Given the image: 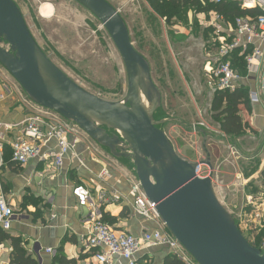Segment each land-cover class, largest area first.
<instances>
[{
    "label": "water",
    "instance_id": "water-1",
    "mask_svg": "<svg viewBox=\"0 0 264 264\" xmlns=\"http://www.w3.org/2000/svg\"><path fill=\"white\" fill-rule=\"evenodd\" d=\"M74 1L100 21L122 59L127 90L121 101L87 91L57 67L13 0H0V65L30 101L76 123L114 158L131 160L165 227L197 264H264V253L247 241L216 197L211 162L178 155L161 129L176 119L154 118L161 93L123 18L106 0ZM201 166H207V176L197 174Z\"/></svg>",
    "mask_w": 264,
    "mask_h": 264
},
{
    "label": "rangeland",
    "instance_id": "rangeland-1",
    "mask_svg": "<svg viewBox=\"0 0 264 264\" xmlns=\"http://www.w3.org/2000/svg\"><path fill=\"white\" fill-rule=\"evenodd\" d=\"M14 1L36 43L67 76L103 99L121 101L125 97L127 80L122 59L103 25L88 10L74 0ZM106 1L123 18L133 46L150 65L152 80L161 93L155 119H176L161 125L175 151L200 161L206 159L204 148H209L215 154L210 161L213 172L238 171L246 175L253 171L255 165L238 163L236 156L230 159L233 164L221 162L229 157V146L237 143L236 139L216 132L191 134L194 123L201 122L207 128H215L217 124L212 117L211 96L205 87V72L213 64L220 46L216 37L221 30L217 25H202L196 19L188 25L191 17L188 9L175 8L167 0ZM6 81L20 89L21 99H27L7 73ZM208 174L207 166H202L199 175ZM72 182L81 183L76 179ZM244 188L246 194L260 201L252 200L246 205V201L238 200L237 207L232 201H226L224 207L239 224L243 235L259 248L264 242V216H255V213L263 209L260 203L264 194L254 181L246 183ZM257 226L260 227L257 235L252 236ZM139 264H150V261Z\"/></svg>",
    "mask_w": 264,
    "mask_h": 264
},
{
    "label": "crops",
    "instance_id": "crops-1",
    "mask_svg": "<svg viewBox=\"0 0 264 264\" xmlns=\"http://www.w3.org/2000/svg\"><path fill=\"white\" fill-rule=\"evenodd\" d=\"M228 1H237L240 4L241 0H225ZM188 11L191 14L188 25H192L193 19L202 25H217L221 32L216 38L219 41L230 38L234 26L226 22L223 16L222 19H217L214 10L195 12L188 9ZM252 46L260 51L253 60V66L248 69L244 57H241L245 66L243 71L239 72L233 66L240 75L239 85H242L247 93V106L239 112L242 121L247 123V128L239 135H228L236 139L237 143L229 146V157L223 158L221 162L233 164L230 159L236 156L238 163L255 165V169L246 175L243 174L244 172L235 171L227 174L219 170H214L212 174L216 193L225 205H227L226 201L228 203L232 201L234 207L238 206L236 203L238 200L246 201L245 204L248 205L249 197L251 201H260L244 192L245 184L250 181L256 182L264 194L262 174L264 170V33L253 39L250 48H253ZM6 73L7 71L0 65V120L15 123L23 117L25 108L21 103L20 89L6 81ZM208 94L212 96L209 92ZM214 127L204 129L199 127L200 129L191 131V134L194 136L201 131L227 136L217 124H214ZM13 134L14 132L11 131L5 138L10 141ZM88 144V140L85 139L75 145L76 153L82 159L83 165H79L76 159L66 157L63 165L58 169L36 159L17 165L11 160L10 148L4 146L3 162L0 165V192L13 208L14 214L11 228L8 231H0V240L5 247L0 250V264H9L11 252L9 239H2L1 236L19 238L26 254L33 258L36 264H61L59 258L70 260L69 264H98L93 251L86 248L84 243L91 221L88 206H80L73 195V187L77 185L86 186L92 195L106 193L119 196V199L99 205L101 214L113 218L111 226L115 230L140 237L144 230H152L156 227L152 221L141 220L133 212L132 198L128 192L129 178L134 172L119 163L117 158L111 156L102 147H98L97 153L86 151ZM204 150L206 159L212 161L211 159L215 157L214 152L209 148ZM177 153L188 161L197 160L194 157L186 158L180 152ZM102 170H106L108 174L100 177ZM219 175L220 179L217 178ZM72 179L81 183L73 184ZM261 201L260 206H263L264 210V199ZM46 249H52L55 254L47 253ZM168 253L169 250L165 245L144 246L137 254V264L143 260L150 261V264H162ZM111 264H124V261L117 260Z\"/></svg>",
    "mask_w": 264,
    "mask_h": 264
},
{
    "label": "built area",
    "instance_id": "built-area-1",
    "mask_svg": "<svg viewBox=\"0 0 264 264\" xmlns=\"http://www.w3.org/2000/svg\"><path fill=\"white\" fill-rule=\"evenodd\" d=\"M223 1L206 0L212 4H220ZM240 4L243 7H256L259 9V13L251 19L237 17L230 38L220 40L213 64L205 72V87L211 95L216 91H232L239 86L240 75L230 61L233 51L243 55L248 69L253 66L254 58L260 54L258 48L250 47L253 45V39L264 33V0H241ZM215 17L222 19L218 13H215ZM2 45L7 48L6 44ZM21 103L24 105L25 112L19 121L14 123L0 120V165L3 162L5 145L10 148L11 160L17 165H23L29 160L36 159L55 169L63 165L66 157L76 159L79 165H83L82 159L75 150L76 143L81 140L86 139L89 142L86 151L88 150L90 153L99 151L98 147L100 146L76 123L66 120L51 109L33 103L28 97L21 99ZM203 126V123L197 122L193 124L192 128L195 131L198 127ZM11 131L14 134L9 141L5 137ZM201 167L198 170V175ZM107 174L106 170H102L99 176ZM213 190L215 192L214 185ZM72 192L80 206L89 208L88 215L91 225L84 243L86 248L93 251V256L98 264H111L117 260L124 261V264H137V254L144 246L157 245H165L169 253L181 260L183 264H197L165 227L155 210V205L148 200L134 173L129 178L128 192L132 198L133 212L141 220L152 221L156 225L152 230H144L140 237L128 232L117 231L102 220L99 205L119 199V196L106 193L92 195L89 188L84 185L73 187ZM215 195L224 206L225 204L219 199L217 193ZM251 202V197H249L247 203ZM13 214V208L0 192V231H8L11 228ZM238 216H242V213H238ZM255 216H264V210L259 209ZM4 248V244L0 240V250ZM259 249L264 253V242ZM45 251L51 255L55 254L52 249Z\"/></svg>",
    "mask_w": 264,
    "mask_h": 264
},
{
    "label": "trees",
    "instance_id": "trees-1",
    "mask_svg": "<svg viewBox=\"0 0 264 264\" xmlns=\"http://www.w3.org/2000/svg\"><path fill=\"white\" fill-rule=\"evenodd\" d=\"M14 1V0H13ZM15 2V1H14ZM167 2L173 7H181V9H193L195 12H208L209 10H214L216 13L224 17L226 22L231 23L234 26V21L237 17H250L255 18L259 9L256 7H242L237 1L221 2L220 4H212L206 2V0H167ZM203 2V3H202ZM17 5V4H16ZM243 55H239L238 52L233 51L230 56V61L232 66L237 68L239 72L244 69ZM247 106V93L242 85L235 87L232 91H216L211 96L210 107L212 111V117L217 121L219 129L226 135H239L247 128V123H244L239 115L240 110L245 109ZM159 109V108H158ZM157 109V110H158ZM157 110L154 113H157ZM119 163L126 165L130 170L134 171V165L131 160L126 158H119ZM264 175V170L262 172ZM124 214V213H122ZM102 220L108 224H112L113 218L102 213ZM260 227H255L251 235L256 236V231ZM2 239L8 238L10 241V259L9 264H36V261L26 254L25 250L21 245V241L17 237H4ZM247 241L257 247L255 243L245 237ZM61 264H69L70 260L64 258L58 259ZM162 264H183L181 260L177 257L168 253L165 255Z\"/></svg>",
    "mask_w": 264,
    "mask_h": 264
}]
</instances>
